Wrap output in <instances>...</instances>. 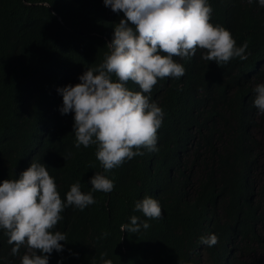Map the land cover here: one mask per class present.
<instances>
[{
    "label": "trees",
    "instance_id": "obj_1",
    "mask_svg": "<svg viewBox=\"0 0 264 264\" xmlns=\"http://www.w3.org/2000/svg\"><path fill=\"white\" fill-rule=\"evenodd\" d=\"M209 3L210 22L237 46L247 41V59L218 66L200 49L189 60L174 57L185 74L158 80L150 94L164 113L156 150L104 173L95 145L74 146V114L60 113L58 89L102 63L123 13L103 0H0V180L18 178L35 160L61 199L75 182L92 192L95 172L114 182L109 193L92 192L96 203L84 210L65 208L55 230L67 242L48 264H102L101 253L113 264H264V161L257 160L264 113L253 103L264 83V7ZM146 195L159 202L161 217L138 233L122 231L133 215L147 219L134 210ZM210 234L218 243L202 244ZM7 240L0 229V264H20L26 248L12 255Z\"/></svg>",
    "mask_w": 264,
    "mask_h": 264
},
{
    "label": "clouds",
    "instance_id": "obj_2",
    "mask_svg": "<svg viewBox=\"0 0 264 264\" xmlns=\"http://www.w3.org/2000/svg\"><path fill=\"white\" fill-rule=\"evenodd\" d=\"M252 3L253 0H248ZM113 12L123 13L114 26L113 37L106 43L108 51L102 63L87 68L79 83L59 88L60 113H73L75 147L95 145V156L104 173L126 160L143 155L142 149L156 150L157 130L163 122V110L150 100L158 80L178 79L185 68L174 57L189 60L198 49L202 59L218 66L233 58L247 59V41L237 46L229 30L211 23L209 0H103ZM264 7V0H258ZM50 6V5H49ZM48 6V7H49ZM132 82L139 91L127 85ZM254 106L264 113V83L257 84ZM90 167H94L91 166ZM92 192L109 193L114 182L101 172L90 178ZM92 192L81 191L79 182L70 185L61 199L54 178L45 164L31 161L18 178L0 180V229L13 245L11 254L26 248L20 264H48L55 250L61 252L67 242L65 233L55 230L67 207L84 210L96 203ZM134 210L147 218L131 216L122 231L138 233L148 229L151 219L162 215L159 202L144 196ZM103 235H107L104 233ZM207 246L218 243L215 234L201 236ZM102 264H113L104 259Z\"/></svg>",
    "mask_w": 264,
    "mask_h": 264
},
{
    "label": "rangeland",
    "instance_id": "obj_3",
    "mask_svg": "<svg viewBox=\"0 0 264 264\" xmlns=\"http://www.w3.org/2000/svg\"><path fill=\"white\" fill-rule=\"evenodd\" d=\"M254 134H255V135H254L255 137L259 138V134L257 133V130L254 131ZM257 160H258V163H259V164H262L263 161H264V157L260 155V156H258V159H257ZM260 170H261V169H260ZM261 171H263V170H261ZM257 183H258V181H257ZM259 227H261L260 230H261L262 233L264 234V224L262 223L261 225H259Z\"/></svg>",
    "mask_w": 264,
    "mask_h": 264
}]
</instances>
